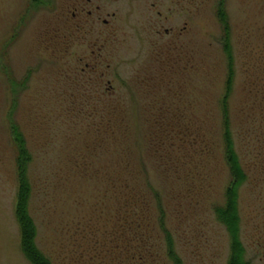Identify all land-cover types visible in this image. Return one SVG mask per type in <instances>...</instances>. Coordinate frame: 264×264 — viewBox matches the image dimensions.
Instances as JSON below:
<instances>
[{
  "label": "rangeland",
  "instance_id": "374dc122",
  "mask_svg": "<svg viewBox=\"0 0 264 264\" xmlns=\"http://www.w3.org/2000/svg\"><path fill=\"white\" fill-rule=\"evenodd\" d=\"M43 1L0 0V264H30L14 214L8 113L31 154L29 214L36 246L51 264H121L126 246L110 233L124 235L117 221L125 218L119 213L125 190L148 205L139 220L155 260L146 264H171L161 212L183 264H227L228 233L213 213L229 179L220 126L227 69L221 1L234 66L232 138L247 173L241 241L246 259L264 264V164L254 165L264 163V0L174 5L173 21L163 28L186 21L187 34L182 51L170 54L162 45L137 47L148 11L142 1L108 3L105 10L116 14L101 15L109 24H96L104 38L90 48L74 35L69 5ZM99 47L102 67L85 68L81 63Z\"/></svg>",
  "mask_w": 264,
  "mask_h": 264
},
{
  "label": "trees",
  "instance_id": "16d2710c",
  "mask_svg": "<svg viewBox=\"0 0 264 264\" xmlns=\"http://www.w3.org/2000/svg\"><path fill=\"white\" fill-rule=\"evenodd\" d=\"M223 1L220 2L218 9V19L222 25V46L227 61L226 77L224 82V91L220 99V126L222 139V152L224 162L229 170L228 183L223 191V203L213 207V213L216 220L222 224L229 237L230 254L227 264H251L246 259V250L241 241V218L239 214V197L240 189L247 181V173L241 163L240 158L235 150L232 130H231V113L230 97L232 94V84L234 79V66L232 60V48L230 44V26L227 15L222 10ZM24 87V83L21 84ZM13 113H8V123L11 139L16 148L15 167L17 192L14 214L19 225L20 245L24 257L30 264H51L47 257L37 248L36 228L29 214V201L31 197V184L28 177V168L31 162V154L26 146V141L20 132L18 125L12 119ZM109 127L112 129V126ZM107 134L109 138L114 135ZM258 169L263 167V159H259ZM261 174V171H258ZM134 197L130 196L125 190L124 204L119 209L125 216L123 220L117 221L123 225V237L120 238L116 233L111 232L113 239L126 246L122 252V263L134 264L137 260L139 264H146L155 260L154 250L152 249V239L140 223L139 218L147 215V202L139 197L136 202ZM136 200V199H135ZM158 226L164 234V246L168 260L171 264H183L174 249V243L170 236L169 230L166 229L163 213L158 217ZM130 238V239H126ZM121 263V264H122ZM150 264V263H149Z\"/></svg>",
  "mask_w": 264,
  "mask_h": 264
},
{
  "label": "flooded vegetation",
  "instance_id": "af4514ba",
  "mask_svg": "<svg viewBox=\"0 0 264 264\" xmlns=\"http://www.w3.org/2000/svg\"><path fill=\"white\" fill-rule=\"evenodd\" d=\"M31 5L38 6V3L44 2L43 0H30ZM69 5V16L74 25V35L79 38L80 45L82 47L90 48L95 46L101 40H103L102 32L97 30L96 24L101 21L105 26H108L109 21L101 19V15L105 13L107 16L114 18L115 14L112 12L109 14L105 10V6L108 3H115L117 0H64ZM144 3L145 7H148V11L144 14L140 20L138 27L139 30L136 37L137 47L140 50L159 49L162 45L166 54L170 52L182 51L185 46L183 37L186 36L187 22H184L183 27L163 28L165 24H169L173 21V6L183 5L187 0H124L128 4ZM45 2H47L45 0ZM144 7V8H145ZM67 14H65V18ZM176 18H183V15L176 16ZM76 33V34H75ZM107 36V35H106ZM108 38V36H107ZM106 38V39H107ZM97 53L94 50H90V54L93 56L83 61V58H79V61H83L81 64L85 68L96 69L101 68L103 65V56L101 55L102 47L97 49ZM86 56V55H85ZM108 68V65L106 66ZM84 70V68H81Z\"/></svg>",
  "mask_w": 264,
  "mask_h": 264
}]
</instances>
